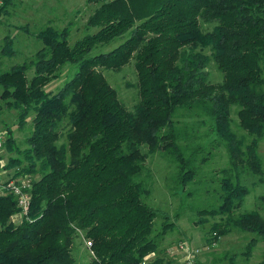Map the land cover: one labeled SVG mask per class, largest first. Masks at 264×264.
Listing matches in <instances>:
<instances>
[{
    "label": "trees",
    "instance_id": "trees-1",
    "mask_svg": "<svg viewBox=\"0 0 264 264\" xmlns=\"http://www.w3.org/2000/svg\"><path fill=\"white\" fill-rule=\"evenodd\" d=\"M92 1L97 6L86 26L96 29L93 34L70 47L69 29L48 25L35 34L42 46L31 59L0 69V99L16 112L18 127L32 116L27 147L14 148L18 156L6 167L18 168L16 176H36L27 217L19 222L11 220L19 211L15 199L0 196V264H75L76 240L90 242L91 264H171L159 257V244L173 223L144 201L150 194L146 156H164L184 187L217 145L228 159L218 206L199 211L225 217L211 227V239L230 229L264 239L261 214L238 212L249 193L243 176H259L264 185L258 152L264 137V0ZM12 55L10 44L0 49V58ZM130 62L138 94L132 110L102 73ZM210 62L222 76L218 83L209 80ZM66 65H75V72L57 92H48ZM158 218L164 221L155 229ZM256 243L249 240L245 256ZM150 254L156 257L145 261Z\"/></svg>",
    "mask_w": 264,
    "mask_h": 264
},
{
    "label": "rangeland",
    "instance_id": "rangeland-1",
    "mask_svg": "<svg viewBox=\"0 0 264 264\" xmlns=\"http://www.w3.org/2000/svg\"><path fill=\"white\" fill-rule=\"evenodd\" d=\"M96 6L92 0H10L5 3L0 9V49L10 44L13 55L0 58V69L6 70L31 59L42 46L41 42L35 39V34L48 25L57 30L68 28L67 40L70 47L86 35L93 34L96 29L87 28L86 22ZM202 28L209 30L211 25L202 24ZM116 44H111L104 49H94L88 56L107 52ZM203 52L207 53V50ZM75 70V65L62 67L58 72V78L51 81L45 89L51 93L57 92ZM208 72L211 82L221 81L222 76L213 62H210ZM102 73L111 87L116 90L119 100L127 109L132 110L138 101L137 78L133 62L128 63L121 70H102ZM28 76H31V72ZM15 113L9 111L0 99V134L3 138L0 157L6 165L9 157L18 156L14 148L17 147L22 151L27 147L25 139L32 129V116H28L27 122L20 129ZM232 119L237 121L235 112L232 114ZM184 121L193 124L191 120ZM206 129L199 127V133L205 134ZM208 139L213 141L211 136ZM205 147L208 149L207 146ZM210 150L208 162L199 164L196 178L184 187L176 183L174 179L176 167L171 165L164 156L159 152L146 156L145 168L150 175V194L144 201L147 205L160 210L168 217V221L173 223L172 229L165 234L159 244V250H164L163 255L159 257H162L165 263L171 261V264H181L183 253L177 250V246L182 243L189 249L199 250L196 256L198 264H260L264 262V239L252 233L230 229L225 235L213 240L211 227L224 223L225 217L199 214V211L203 209L218 206L216 191L219 189V179L222 176L220 171L227 167L228 159L224 148L217 145ZM144 152L147 153V149H144ZM258 152L260 159L264 162V137L259 142ZM5 168L8 173H12L11 169ZM34 178L36 176H28V181ZM259 179V176L248 174L243 176L242 184L247 187L249 193L238 212L256 210L264 219V205L261 201L264 185ZM162 221L164 220L161 218L156 220L155 229L159 228ZM251 238H256L257 243L252 252L245 256L244 251ZM75 242L76 248L72 251L75 264H91L92 257L86 243L82 240ZM154 257L156 255L150 254L148 260Z\"/></svg>",
    "mask_w": 264,
    "mask_h": 264
},
{
    "label": "built area",
    "instance_id": "built-area-1",
    "mask_svg": "<svg viewBox=\"0 0 264 264\" xmlns=\"http://www.w3.org/2000/svg\"><path fill=\"white\" fill-rule=\"evenodd\" d=\"M4 0H0V4H2ZM3 147V138L0 134V156L2 153ZM7 165L2 161L0 157V196L11 195L17 204V208L19 211L17 214L12 216L11 220L13 223H17L15 221H20L22 218H26L29 207H30V189H31V181H28V175H15L16 169H11L12 173H8V170L5 168ZM86 247L89 249L91 256L93 253L90 250V242H85ZM177 250L183 253V257L181 259V264H198L196 261V256L199 253V250L189 249L186 244L179 243L177 246ZM150 255L146 256L144 260H148Z\"/></svg>",
    "mask_w": 264,
    "mask_h": 264
}]
</instances>
